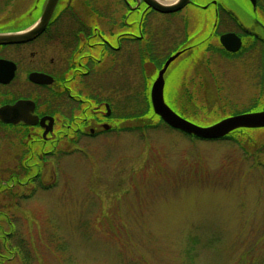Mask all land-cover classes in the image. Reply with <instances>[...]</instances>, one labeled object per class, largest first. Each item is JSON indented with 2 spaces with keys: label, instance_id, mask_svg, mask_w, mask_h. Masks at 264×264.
I'll return each mask as SVG.
<instances>
[{
  "label": "rangeland",
  "instance_id": "rangeland-1",
  "mask_svg": "<svg viewBox=\"0 0 264 264\" xmlns=\"http://www.w3.org/2000/svg\"><path fill=\"white\" fill-rule=\"evenodd\" d=\"M46 1L0 0L1 26L31 25L36 16L28 14ZM230 2L252 13L241 0ZM185 13L166 24L154 15L163 55L153 61L141 54L136 73L124 75L113 110L118 122L105 137L80 144L72 136L52 149L40 145L39 130L3 129L0 264H264V129L200 141L153 111L141 117L159 64L183 40ZM53 53L40 42L0 48V58L21 66L14 83L0 84V105L36 94L26 73L50 70ZM191 54L168 71L165 98L179 115L210 126L264 110L261 51L235 59Z\"/></svg>",
  "mask_w": 264,
  "mask_h": 264
},
{
  "label": "flooded vegetation",
  "instance_id": "flooded-vegetation-1",
  "mask_svg": "<svg viewBox=\"0 0 264 264\" xmlns=\"http://www.w3.org/2000/svg\"><path fill=\"white\" fill-rule=\"evenodd\" d=\"M230 1L191 0L181 11L163 14L149 8L143 0H83L82 3L81 0H60L47 29L37 38L26 43L0 45L1 49L21 48L40 42L53 47L50 70L48 67L46 70L37 68L26 71L28 83L37 88L36 94L0 105H14L20 100L33 101L35 109L32 115L40 120L52 118V131L44 137L46 127L41 122L35 126L24 122L8 125L39 130L40 145L51 144L52 149L72 136L74 142L80 144L105 137L112 131L110 123L118 122V114H113V110L120 103L118 96L123 93L124 75L129 70H132V75L136 73L141 54H149L153 61L163 55L158 39L164 36L161 37L163 31L156 29L158 24L154 23L153 18L156 14L166 24L174 15L186 11L183 40L179 49L168 55L167 59L177 52H182L177 59L190 52V58H203L211 54L235 59L245 52L259 50L263 58L261 76L264 79V9L258 8L259 0L256 7L250 0H241L244 7L248 4L252 13H248L246 7L231 5ZM44 7L33 9L28 14L36 16L31 25L6 31L0 24V34L30 29L42 16ZM189 8L202 12L193 15ZM22 20L25 22L28 19L24 17ZM193 22L195 29L189 30ZM231 34L242 43L241 49L235 53L226 50L221 41L222 36ZM34 56L35 53L32 54ZM0 60L13 62L16 68L12 82L4 85L7 87L19 77L21 66L14 60ZM169 69L165 74V95L169 91ZM32 73L51 76L52 85L33 83L30 80ZM157 76L152 80L150 92ZM108 94L113 97H108ZM50 122L48 119L45 124L49 125Z\"/></svg>",
  "mask_w": 264,
  "mask_h": 264
},
{
  "label": "water",
  "instance_id": "water-1",
  "mask_svg": "<svg viewBox=\"0 0 264 264\" xmlns=\"http://www.w3.org/2000/svg\"><path fill=\"white\" fill-rule=\"evenodd\" d=\"M59 1L47 0L42 16L30 29L14 33H1L0 45L26 43L37 38L47 29ZM143 1L149 8L163 14L179 12L191 2V0H175L173 2L165 0ZM250 1L256 7L257 0ZM221 41L226 50L234 53L238 52L242 46L241 40L233 34L222 36ZM181 54L182 52H177L167 59L153 83L150 100L153 111L157 116L173 129L204 141L221 140L239 129L264 128V110L230 116L210 126L195 124L173 110L165 100V74L171 64ZM15 69L13 62L0 60V84H10L14 79ZM30 80L40 85H52L53 83V78L43 73H32ZM34 109L35 103L30 100H20L14 105H4L0 107V121L4 124L24 122L31 126H35L41 122V125L46 127L44 132V137H46L52 131L53 120L50 117H44L40 120L38 116L32 115ZM48 119L51 122L49 125H46L45 123Z\"/></svg>",
  "mask_w": 264,
  "mask_h": 264
},
{
  "label": "trees",
  "instance_id": "trees-1",
  "mask_svg": "<svg viewBox=\"0 0 264 264\" xmlns=\"http://www.w3.org/2000/svg\"><path fill=\"white\" fill-rule=\"evenodd\" d=\"M160 65V67L162 66V64H159ZM143 104H145L146 106H145V109H144V112L141 114V117L142 116H149V115H151L152 114V112L151 111H153V108H152V104H151V100H149V97H148V95L147 96H145L144 98H143ZM153 113H154V111H153ZM155 116H157V115H155ZM158 117V116H157ZM160 120L167 126V127H169L161 118H160ZM8 127H10V125H5V124H3L1 121H0V134L1 133H3V129H5V128H8ZM170 128V127H169ZM242 130H251V129H242ZM233 133H231L230 135H228L227 137H225V138H223V139H221V140H226V139H229L230 137H231V135H232ZM186 136H188V137H191L192 139H198V138H196V137H194V136H191V135H187V134H185ZM2 180H0V193L4 190V189H6V187H8V185H3L2 184ZM10 182H12V179L10 180ZM8 192L9 193H11V190H10V188H9V190H8ZM32 195V194H31ZM9 196H11V194H9ZM1 215H3V213H1L0 212V221L2 220V216ZM0 231H2V227H1V225H0ZM24 258V257H23Z\"/></svg>",
  "mask_w": 264,
  "mask_h": 264
},
{
  "label": "bare ground",
  "instance_id": "bare-ground-1",
  "mask_svg": "<svg viewBox=\"0 0 264 264\" xmlns=\"http://www.w3.org/2000/svg\"><path fill=\"white\" fill-rule=\"evenodd\" d=\"M173 1H175V0H171V1H168V2H173ZM180 112H178V114H179Z\"/></svg>",
  "mask_w": 264,
  "mask_h": 264
}]
</instances>
